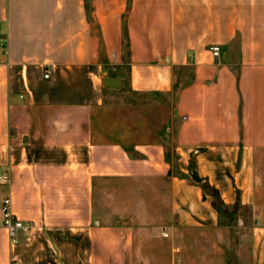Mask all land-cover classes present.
<instances>
[{"label":"crops","instance_id":"crops-1","mask_svg":"<svg viewBox=\"0 0 264 264\" xmlns=\"http://www.w3.org/2000/svg\"><path fill=\"white\" fill-rule=\"evenodd\" d=\"M2 174L0 264H264V0H0Z\"/></svg>","mask_w":264,"mask_h":264},{"label":"built area","instance_id":"built-area-1","mask_svg":"<svg viewBox=\"0 0 264 264\" xmlns=\"http://www.w3.org/2000/svg\"><path fill=\"white\" fill-rule=\"evenodd\" d=\"M213 55H217L219 53V48L216 45H212L209 47ZM49 73L45 72L44 77H48ZM8 175L2 174L0 175V182H5L8 180ZM2 226L6 229L9 239L11 241H15L16 234L18 232L30 233L35 226L34 222L29 220L19 219L14 215L11 210V201L9 197H5L2 200ZM166 235V233H164Z\"/></svg>","mask_w":264,"mask_h":264},{"label":"rangeland","instance_id":"rangeland-1","mask_svg":"<svg viewBox=\"0 0 264 264\" xmlns=\"http://www.w3.org/2000/svg\"><path fill=\"white\" fill-rule=\"evenodd\" d=\"M208 191H209V190H208ZM27 195H28V190H27V189H23V190H21V195H20V204H21V206H23V201H24V199H25V196L27 197ZM106 195H107L106 192H105L104 194H102L103 197H106ZM214 200H215V203H216V204H219V203H218L219 200H218L217 198L214 199ZM220 210H223V207H222V206H220ZM29 221H31V220H29ZM34 224H35V223H34ZM36 226H37V228H39V227H38V224H37V225L35 224V226L33 227V229H34ZM18 234H19V232L16 234V237H17ZM23 235H25V236H29V235H31V232H30V233H23ZM10 241H11V240H10ZM11 242H13V241H11ZM196 250H197V249H193V248L190 250V252L192 253L193 257H195L194 254L197 252ZM200 250H201V252H203L202 249H200ZM200 250H199V251H200ZM106 261H107L106 254L101 252V254H100V260H99V263H98V264H107Z\"/></svg>","mask_w":264,"mask_h":264},{"label":"water","instance_id":"water-1","mask_svg":"<svg viewBox=\"0 0 264 264\" xmlns=\"http://www.w3.org/2000/svg\"><path fill=\"white\" fill-rule=\"evenodd\" d=\"M103 85L106 87L115 88L120 85V80L118 77H110V76L105 75L103 77Z\"/></svg>","mask_w":264,"mask_h":264},{"label":"trees","instance_id":"trees-1","mask_svg":"<svg viewBox=\"0 0 264 264\" xmlns=\"http://www.w3.org/2000/svg\"><path fill=\"white\" fill-rule=\"evenodd\" d=\"M207 190H209L210 195L213 197V204L215 205V207L217 208V210H219L220 209V206H222V203H221V201L219 199V194H218L217 190L214 189V188H210V187H207ZM216 198L219 200V202H218L219 204H216L215 203V200L214 199H216Z\"/></svg>","mask_w":264,"mask_h":264}]
</instances>
